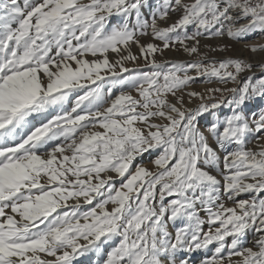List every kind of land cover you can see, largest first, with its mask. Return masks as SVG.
<instances>
[{"label": "snow or ice", "instance_id": "1", "mask_svg": "<svg viewBox=\"0 0 264 264\" xmlns=\"http://www.w3.org/2000/svg\"><path fill=\"white\" fill-rule=\"evenodd\" d=\"M255 33L264 0H0V264H264V62L200 50Z\"/></svg>", "mask_w": 264, "mask_h": 264}, {"label": "rangeland", "instance_id": "2", "mask_svg": "<svg viewBox=\"0 0 264 264\" xmlns=\"http://www.w3.org/2000/svg\"><path fill=\"white\" fill-rule=\"evenodd\" d=\"M21 2H22V0H21ZM158 2H159V0H152V3L154 5L157 4ZM143 11L145 13H147L149 11V9L145 8ZM173 19H175V17H173ZM132 22L134 23V17L132 19ZM170 22L171 21H169V23ZM116 23H117V18H115V17L112 18L110 21L109 27L114 26ZM188 31H189V33H191L192 31H195V29H194V27H190L188 29ZM260 37H263V35L260 33H255V34L245 38L244 40H242L240 42L231 41L226 36L222 37V38H213V39H204L203 37H201L200 38V50L202 53H207V58L209 60H222L225 57L241 58V59L249 61L255 65V64H259L261 62H264V52L252 53L245 45L254 44V43L264 44V41L260 42V41H262L259 39ZM258 40H260V41H258ZM140 42L143 44H146L148 42L160 44L159 41H152L150 36L140 37ZM225 45H227L228 47H227L226 51H224V52H219V51L212 52L209 50L211 47H217L218 48L220 46H225ZM130 51L133 55L138 56V57L140 56L139 49L135 44L131 45ZM114 57H115V54L109 53V59L110 60H112ZM155 58H156L158 63H163V62H168V61H189V60H195L196 59L195 56L189 57L186 53L183 52L182 49L179 48V46H177L176 50L169 48V49L164 50L162 54L157 53ZM126 66L130 69L139 68L142 71L148 70V68L145 66L143 59L138 60L136 63L128 62L126 64ZM129 74L130 73H125L124 75L127 76ZM260 74H261L260 71L257 69L256 75L259 76ZM208 86H216V85H205L204 84V78L201 77V78H198L196 80V82L192 85V89L195 91H203L204 88L208 87ZM228 86L232 87L231 84H229ZM113 91L116 94H118L119 86L116 89H114ZM185 99H187V97H185ZM252 107L255 108L256 110L264 108V101H256L253 103ZM225 111H227V110L225 109ZM208 256L209 255L207 254V257ZM93 259H94V257L91 254H88L84 257H81L76 262V264H91V261Z\"/></svg>", "mask_w": 264, "mask_h": 264}, {"label": "bare ground", "instance_id": "3", "mask_svg": "<svg viewBox=\"0 0 264 264\" xmlns=\"http://www.w3.org/2000/svg\"><path fill=\"white\" fill-rule=\"evenodd\" d=\"M259 39L262 40V41H260V40H258V41L263 42V41H264V40H263V39H264V35H263V37H260ZM256 41H257V40H256ZM197 256H199V257L197 258ZM205 257H207V254H205V253H203V252H202V255H201V253H197L196 256L194 257V263H195V264H200L199 261H200L201 259L205 258ZM196 258H197V260H196Z\"/></svg>", "mask_w": 264, "mask_h": 264}]
</instances>
